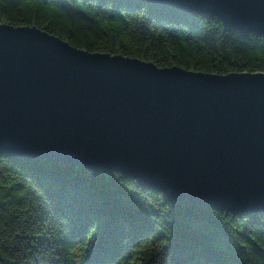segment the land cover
Returning a JSON list of instances; mask_svg holds the SVG:
<instances>
[{
  "label": "water",
  "instance_id": "95a60500",
  "mask_svg": "<svg viewBox=\"0 0 264 264\" xmlns=\"http://www.w3.org/2000/svg\"><path fill=\"white\" fill-rule=\"evenodd\" d=\"M264 38V0H139ZM0 154L116 172L176 203L264 214V73L89 53L0 23Z\"/></svg>",
  "mask_w": 264,
  "mask_h": 264
},
{
  "label": "trees",
  "instance_id": "16d2710c",
  "mask_svg": "<svg viewBox=\"0 0 264 264\" xmlns=\"http://www.w3.org/2000/svg\"><path fill=\"white\" fill-rule=\"evenodd\" d=\"M0 23L89 53L264 73V38L139 0H0ZM0 264H264V214L176 203L116 172L0 154Z\"/></svg>",
  "mask_w": 264,
  "mask_h": 264
}]
</instances>
